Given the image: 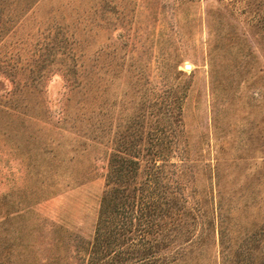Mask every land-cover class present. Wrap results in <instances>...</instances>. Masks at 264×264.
<instances>
[{"label": "rangeland", "instance_id": "obj_1", "mask_svg": "<svg viewBox=\"0 0 264 264\" xmlns=\"http://www.w3.org/2000/svg\"><path fill=\"white\" fill-rule=\"evenodd\" d=\"M135 139L224 225L190 264H264V0H0V264H83Z\"/></svg>", "mask_w": 264, "mask_h": 264}, {"label": "trees", "instance_id": "obj_2", "mask_svg": "<svg viewBox=\"0 0 264 264\" xmlns=\"http://www.w3.org/2000/svg\"><path fill=\"white\" fill-rule=\"evenodd\" d=\"M136 141L123 140L122 150L109 156L106 189L82 262L190 264L188 258L205 246L203 238L212 231L222 242L224 225L214 228L205 196L188 192L184 165L171 161V140L162 142L152 158H145Z\"/></svg>", "mask_w": 264, "mask_h": 264}]
</instances>
